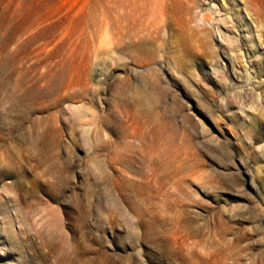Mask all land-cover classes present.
<instances>
[{"label": "rangeland", "instance_id": "rangeland-1", "mask_svg": "<svg viewBox=\"0 0 264 264\" xmlns=\"http://www.w3.org/2000/svg\"><path fill=\"white\" fill-rule=\"evenodd\" d=\"M263 98L264 0H0V264H264Z\"/></svg>", "mask_w": 264, "mask_h": 264}, {"label": "bare ground", "instance_id": "bare-ground-1", "mask_svg": "<svg viewBox=\"0 0 264 264\" xmlns=\"http://www.w3.org/2000/svg\"><path fill=\"white\" fill-rule=\"evenodd\" d=\"M239 13V12H238ZM244 13V12H243ZM210 21H211V19H210ZM224 25V24H223ZM231 26V25H230ZM229 27V26H228ZM227 26H223L221 29H219V32L222 34V35H224V38L226 39V40H228V41H231L232 40V37H233V35H234V32H233V30L232 29H230V28H228ZM238 27V26H237ZM220 28V27H219ZM216 31V30H215ZM235 31V30H234ZM218 35V34H217ZM238 36V35H237ZM223 37V36H222ZM242 38V37H241ZM243 41V40H242ZM234 42H235V40H234ZM224 45V44H223ZM237 45V44H236ZM229 51V50H228ZM243 51V50H242ZM51 52V51H50ZM250 52V50L248 51V53ZM233 53V52H232ZM243 54V53H242ZM234 56V55H233ZM248 56V55H247ZM226 57V56H225ZM224 59V58H223ZM227 59V58H226ZM132 63V62H131ZM237 63V62H236ZM133 65V64H132ZM237 67V66H236ZM244 68V70H245V72L247 73V75H248V78H249V68H250V66L249 65H247V63H246V65H244L243 66ZM140 68V67H139ZM240 68V67H239ZM238 68V69H239ZM254 68V67H253ZM252 68V69H253ZM251 69V70H252ZM257 69V68H256ZM152 70V69H151ZM250 70V71H251ZM147 71V70H146ZM253 71V70H252ZM139 72V71H138ZM236 73V72H235ZM237 76V75H236ZM252 76V75H251ZM257 76V75H256ZM254 77V76H253ZM233 78H234V76H233ZM235 80V79H234ZM237 81V80H236ZM235 82V81H234ZM233 82V83H234ZM238 82V81H237ZM233 83H231V84H233ZM235 84H236V82H235ZM234 85V84H233ZM220 87V86H219ZM221 89V88H220ZM251 92V91H250ZM259 93V92H258ZM264 99V98H263ZM239 102V101H238ZM255 108V107H254ZM253 111V110H252ZM252 111H250V112H252ZM254 112V111H253ZM256 114H257V112H255ZM53 136V135H52ZM52 141V140H51ZM261 245V244H260Z\"/></svg>", "mask_w": 264, "mask_h": 264}]
</instances>
